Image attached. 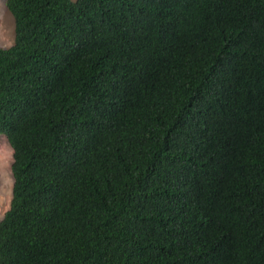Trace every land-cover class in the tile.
<instances>
[{"label": "trees", "instance_id": "trees-1", "mask_svg": "<svg viewBox=\"0 0 264 264\" xmlns=\"http://www.w3.org/2000/svg\"><path fill=\"white\" fill-rule=\"evenodd\" d=\"M0 264H264V0H6Z\"/></svg>", "mask_w": 264, "mask_h": 264}, {"label": "rangeland", "instance_id": "rangeland-1", "mask_svg": "<svg viewBox=\"0 0 264 264\" xmlns=\"http://www.w3.org/2000/svg\"><path fill=\"white\" fill-rule=\"evenodd\" d=\"M15 42V21L6 7V0H0V48H9ZM13 151L6 138L0 135V220L9 210L12 200L13 177L11 167Z\"/></svg>", "mask_w": 264, "mask_h": 264}]
</instances>
